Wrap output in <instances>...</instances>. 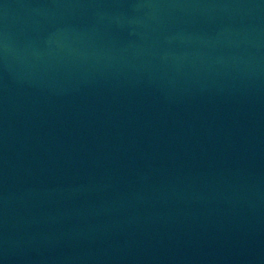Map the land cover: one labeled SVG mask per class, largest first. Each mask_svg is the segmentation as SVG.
<instances>
[{
    "label": "water",
    "instance_id": "1",
    "mask_svg": "<svg viewBox=\"0 0 264 264\" xmlns=\"http://www.w3.org/2000/svg\"><path fill=\"white\" fill-rule=\"evenodd\" d=\"M0 264H264V0H0Z\"/></svg>",
    "mask_w": 264,
    "mask_h": 264
}]
</instances>
